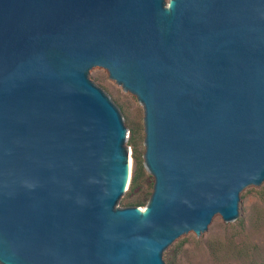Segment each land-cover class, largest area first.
<instances>
[{"label":"water","instance_id":"obj_1","mask_svg":"<svg viewBox=\"0 0 264 264\" xmlns=\"http://www.w3.org/2000/svg\"><path fill=\"white\" fill-rule=\"evenodd\" d=\"M263 179L264 0H0V264H164Z\"/></svg>","mask_w":264,"mask_h":264},{"label":"rangeland","instance_id":"obj_2","mask_svg":"<svg viewBox=\"0 0 264 264\" xmlns=\"http://www.w3.org/2000/svg\"><path fill=\"white\" fill-rule=\"evenodd\" d=\"M92 76L97 86L124 111L129 141L134 135L142 155L141 104L108 78L107 72ZM129 156L133 157L130 142ZM141 165L137 183L129 188L125 198L135 202L138 208L148 202L153 183L152 175L142 164V157ZM134 168L135 163L133 171ZM161 257L164 264H264V179L239 192L237 216L233 220L224 221L214 214L205 230L197 236L192 231L179 235L162 251Z\"/></svg>","mask_w":264,"mask_h":264},{"label":"trees","instance_id":"obj_3","mask_svg":"<svg viewBox=\"0 0 264 264\" xmlns=\"http://www.w3.org/2000/svg\"><path fill=\"white\" fill-rule=\"evenodd\" d=\"M131 144H132V156L134 158V163H135V168H134V171H133V174H132V182H131V185H130V189L133 188L135 186V184L137 183V178H138V175H139V172L141 171L142 169V165H141V152L140 150L137 149V145H136V141H135V137L134 135H132L130 137V141H129ZM124 205H136L135 202L133 201H124L123 203ZM263 264V263H261Z\"/></svg>","mask_w":264,"mask_h":264},{"label":"bare ground","instance_id":"obj_4","mask_svg":"<svg viewBox=\"0 0 264 264\" xmlns=\"http://www.w3.org/2000/svg\"><path fill=\"white\" fill-rule=\"evenodd\" d=\"M144 208H145V207H141V208H139V209H140L141 211H143V210H144Z\"/></svg>","mask_w":264,"mask_h":264}]
</instances>
